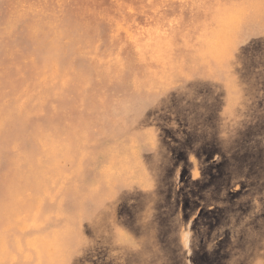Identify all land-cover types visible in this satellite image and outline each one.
<instances>
[{"label":"rangeland","instance_id":"1","mask_svg":"<svg viewBox=\"0 0 264 264\" xmlns=\"http://www.w3.org/2000/svg\"><path fill=\"white\" fill-rule=\"evenodd\" d=\"M48 235L49 264H264V0H0L2 264Z\"/></svg>","mask_w":264,"mask_h":264},{"label":"bare ground","instance_id":"2","mask_svg":"<svg viewBox=\"0 0 264 264\" xmlns=\"http://www.w3.org/2000/svg\"><path fill=\"white\" fill-rule=\"evenodd\" d=\"M250 1V0H249ZM219 3V2H218ZM255 3V2H254ZM247 4V3H246ZM256 5H257V3H255ZM254 4V5H255ZM259 4H260V2H259ZM219 5V4H218ZM224 5V4H223ZM223 5L222 6H220V7H223ZM253 5V6H254ZM128 6V5H127ZM246 7H247V5H246ZM256 8H257V6H255ZM217 8V7H216ZM224 8V7H223ZM232 8V7H231ZM259 8V7H258ZM218 9V8H217ZM260 9V8H259ZM225 10V9H224ZM223 10V11H224ZM222 11V12H223ZM259 12L258 13H260V10H258ZM220 12V11H219ZM248 12H250L249 11V9L248 10H246L243 6L242 7H235L234 9H232V10H228V11H226L225 12V16H223L222 17V23L218 26V28H216L215 29V31H213V34L212 35H210V37H208V38H205L204 40H203V42L206 44V45H211V44H216V46L217 45H223V46H225V47H227V48H231V46L235 43V41H236V39H237V37H238V30H239V28H241V25H242V23L244 22V20H246L247 18H249L248 17ZM213 13H217V12H213ZM222 14V13H221ZM253 14V13H252ZM214 15H216V14H214ZM256 15V14H255ZM254 16V15H253ZM261 17V16H260ZM259 17V18H260ZM211 18H213V17H211ZM158 19V18H157ZM215 19H217L216 17H215ZM258 19V18H257ZM210 21H212V20H210ZM219 21H221V20H219ZM13 22V21H12ZM12 22H11V24H12ZM214 22V21H213ZM244 24V23H243ZM120 28V30L123 28H121V27H119ZM146 29V28H145ZM144 29V30H145ZM157 31V30H156ZM155 31V32H156ZM203 31V30H202ZM142 32V31H141ZM144 32V31H143ZM151 32H153V31H151ZM150 32V33H151ZM140 33V32H139ZM160 33V32H159ZM205 33H206V31H205ZM141 34V33H140ZM146 34V33H145ZM162 34V33H161ZM147 35H149V33L147 34ZM200 41V40H199ZM199 41H197V42H199ZM238 43V42H237ZM236 44V43H235ZM210 45L209 46H207L206 48H205V51H207L208 50V48L210 47ZM196 47V46H195ZM198 47V46H197ZM212 48H213V46H211ZM224 49V48H223ZM234 49V48H233ZM232 49V50H233ZM196 50H199V49H196ZM195 50V51H196ZM203 50V49H202ZM202 50H200V51H202ZM200 51H199V53H200ZM231 52V51H230ZM234 52V51H233ZM199 53H197L196 52V54H199ZM205 53V52H204ZM227 53H229V51L227 52ZM195 54V55H196ZM211 54V53H210ZM222 54V53H221ZM202 55H203V53H202ZM217 55V54H216ZM219 55V54H218ZM227 55V54H226ZM225 55V56H226ZM203 56H205V55H203ZM202 56V57H203ZM223 56V55H222ZM199 57V56H198ZM211 57V56H210ZM224 57V56H223ZM200 58V57H199ZM209 58V57H208ZM217 58V57H216ZM231 58V57H230ZM212 59V58H211ZM214 59V58H213ZM232 59H234V58H232ZM201 60V59H200ZM226 60V59H225ZM228 61V60H227ZM180 62V61H179ZM202 62V61H201ZM216 62V61H215ZM221 62V61H220ZM219 62V63H220ZM229 62V61H228ZM203 63V62H202ZM208 63V62H207ZM230 75V74H229ZM232 75V74H231ZM237 79V78H236ZM238 80V79H237ZM232 82V81H231ZM232 88V87H231ZM238 90V89H237ZM134 154V153H133ZM98 160H99V158H98ZM97 160V162L99 163V161ZM125 161V160H124ZM118 162V161H117ZM107 163H109V162H107ZM129 162H127L126 163V166L128 167V166H130V164H128ZM124 164V163H123ZM122 164V165H123ZM114 165V164H113ZM117 165H119V164H117ZM134 165V164H133ZM119 167L121 168V165H119ZM113 168H115V167H113ZM117 168V170H118V167H116ZM115 168V169H116ZM122 169V168H121ZM113 170V169H112ZM116 170V171H117ZM125 170L126 169H124V170H122L123 172H125ZM48 200L49 199H46V200H44V204H47V203H50V202H48ZM41 201H35V210H36V208L38 207V206H43L44 204H43ZM43 204V205H42ZM31 205H32V203L31 204H27L26 203V201H24V200H20V201H15V198H10V200L8 201V202H6L5 204H1V212L2 213H5V214H7L8 215V217L9 218H18L19 220H21L22 218H24V217H31V215L30 214H27L26 213V211L27 210H30L31 209ZM57 205V204H56ZM56 205H53L54 206V208L52 207H47V208H49V209H51V211H54L56 208H58V206H56ZM45 206V205H44ZM40 207V208H41ZM12 215V216H11ZM22 221V220H21ZM53 223H50V224H48V225H52ZM47 224H46V226H48ZM44 226V225H43ZM41 228V227H40ZM34 230V229H33ZM41 230H43V229H41ZM35 231V230H34ZM24 233V232H23ZM28 233H30V230H29V232ZM56 235L54 234V237H55ZM51 236L50 235H48V236H39V237H37L36 239H30L29 241H27V242H25L24 244H21V242H19L17 245H16V248H15V251H13V250H9V254H10V256H14V259H13V261H14V264H26V262H29L30 264H43V263H45V264H49V262L50 261H52L53 259H54V257H55V254H56V250L54 249L53 250V246H51L48 242H50V240H51V238H50ZM40 249V251H41V260L39 259V258H37L36 256H35V259H33V258H29V259H23V258H18V254H20V256H22L23 254L22 253H30V252H32L33 250H36V249ZM44 261V262H43ZM2 262H3V259L1 260V257H0V264H2Z\"/></svg>","mask_w":264,"mask_h":264},{"label":"snow or ice","instance_id":"3","mask_svg":"<svg viewBox=\"0 0 264 264\" xmlns=\"http://www.w3.org/2000/svg\"><path fill=\"white\" fill-rule=\"evenodd\" d=\"M125 242L129 245V247H135V242H134V241L127 240V239L125 238Z\"/></svg>","mask_w":264,"mask_h":264}]
</instances>
